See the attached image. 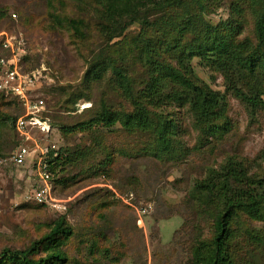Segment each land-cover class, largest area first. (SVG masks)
Listing matches in <instances>:
<instances>
[{"label": "rangeland", "instance_id": "1", "mask_svg": "<svg viewBox=\"0 0 264 264\" xmlns=\"http://www.w3.org/2000/svg\"><path fill=\"white\" fill-rule=\"evenodd\" d=\"M95 8V0H0V14L6 12L0 16V47L3 33L25 43L24 70L37 75V95L47 101L57 130L97 118L103 106L114 115L133 112L113 69L128 73L135 93L146 87L152 69L140 60L139 39L157 44L164 33L178 32L189 23L191 28L180 39L183 46L198 42L210 27L236 42L256 45L257 14L248 0H182L166 11L173 22L168 23L170 28L164 22L168 29L163 27L159 34L162 16L156 15L149 18V26L135 23L114 41L99 33ZM70 20L85 22L84 39L76 37ZM161 55L162 61L179 68V53ZM96 59L107 62L108 68L101 81L87 83L85 75ZM191 66L203 82L225 96L222 135H207L189 106L173 102L150 110L156 125L171 122L176 129L170 137L171 153L164 155L155 153L160 147L155 132H128L119 123L67 137L55 132L54 142L63 156L78 158L55 176L61 180L54 193L61 207L28 201L33 177L9 164L0 165V252L30 248L63 217L74 233L64 247L68 264H192L193 249L200 242H212L213 217L222 210L217 200L207 207L198 195L209 171L220 170L233 159L254 177L264 178V82L253 109L227 90L221 73L198 58ZM15 102L0 103L1 159L16 150L11 119L21 111ZM125 201L138 208L152 207L141 224ZM231 230L228 248L235 264H264V244L254 239L257 234L264 238V221L239 211Z\"/></svg>", "mask_w": 264, "mask_h": 264}, {"label": "trees", "instance_id": "2", "mask_svg": "<svg viewBox=\"0 0 264 264\" xmlns=\"http://www.w3.org/2000/svg\"><path fill=\"white\" fill-rule=\"evenodd\" d=\"M248 1H250L252 11L257 14L256 45L249 40L236 42L230 36L221 34L217 28L210 27L203 32L198 42L183 46L180 44V39L184 38L183 34L191 28L189 23L186 27L179 28L178 32L164 33L158 39L157 44L147 38L139 39L136 41V46L141 47L142 50L140 60L152 69V78L146 87L135 93L128 73L123 69H113L117 86L126 100L131 103L133 112L122 116L114 115L103 106L97 118L71 127L61 126L58 130L54 128L56 132L60 131L63 136L67 137L90 132L96 126L111 128L119 123L128 132H155L160 142V147L155 153L160 152L164 155L171 153L170 137L176 134V129L171 122L156 125L151 118L150 110L160 109L162 105L173 102L185 107L189 106L193 116L207 135L210 137L222 135L224 128L220 123L225 119L227 107L225 96L214 91L196 75L191 61L198 58L207 67L221 73L228 84L229 92L248 103L251 108H257L256 96H262L260 91L264 82V3L261 5V0ZM181 3L182 0H95L94 15L99 33L110 41H114L135 23L141 22L142 27L149 26V18L156 17V15L162 16L159 18L162 26L157 31L160 34L163 27L164 29L171 27L169 22L173 24L172 21L167 20L166 11ZM236 12L240 14L241 10L236 9ZM51 15L55 22L62 25L61 19L56 14ZM0 16L4 18L6 12H2ZM164 22L168 24V28L165 24L163 25ZM68 23L77 38H85L86 34L83 29L86 24L84 21L70 20ZM1 42L3 45V37ZM2 45L0 58L8 56V52L3 49ZM161 53H179L177 58L179 68L162 61L164 58ZM106 63L102 60L91 63L84 78L85 82L101 81L108 68ZM243 89L251 92L252 96H248ZM39 91V88L35 91L36 95ZM37 96L45 101L44 115L51 119L55 127L48 114L47 101ZM11 99L16 101L21 111L19 116H21L24 111L17 98L0 95V103ZM17 118L10 119L15 123ZM14 134L17 137L15 145L17 149L21 145V138L16 134L15 129ZM61 134H59L60 137ZM76 161H78L77 157L74 159L72 155L63 156L62 152L61 158L56 161L52 169L54 176L64 172V166ZM9 165L26 172V167ZM257 178L259 177L251 175L241 163L233 159H230L229 163L220 170L209 171L208 178L199 185L201 192L198 195L202 197L200 200L206 206L209 202L213 203L217 200L222 210L213 217L215 234L212 242L210 244L200 242L193 249L192 264H235L228 245L233 239L231 225L237 219L238 212H244L254 221H264V178ZM31 181H33L32 189L37 183L34 178H31ZM57 183H61V180H54V189ZM136 219L138 221V215ZM73 236V230L65 218H59L52 224L50 232L40 241L33 243L30 248L0 252V264H68L64 247ZM254 239L256 243L264 244L262 235L257 234Z\"/></svg>", "mask_w": 264, "mask_h": 264}, {"label": "built area", "instance_id": "3", "mask_svg": "<svg viewBox=\"0 0 264 264\" xmlns=\"http://www.w3.org/2000/svg\"><path fill=\"white\" fill-rule=\"evenodd\" d=\"M1 37L2 47L8 52V56L0 58V95L16 97L24 113L14 123L15 132L21 138V145L10 158H0V165L15 164L26 167V171L37 183L32 188L28 201L40 206L61 207L54 196L52 169L61 158L62 152L54 142L56 130L51 119L44 115L45 101L35 93V85L39 82L37 75L24 71L25 43L7 33H3ZM127 205L135 210L140 224L152 208L151 206L138 208L133 203Z\"/></svg>", "mask_w": 264, "mask_h": 264}, {"label": "clouds", "instance_id": "4", "mask_svg": "<svg viewBox=\"0 0 264 264\" xmlns=\"http://www.w3.org/2000/svg\"><path fill=\"white\" fill-rule=\"evenodd\" d=\"M57 144V143H56ZM58 145V144H57ZM60 147V146H59ZM61 148V147H60ZM61 150H62V148H61ZM27 172V171H26ZM54 180H55V176H54ZM54 182V181H53ZM54 185V184H53ZM54 193H55V189H54ZM40 206V205H39ZM43 207H46V206H43ZM137 223H138V221H137Z\"/></svg>", "mask_w": 264, "mask_h": 264}]
</instances>
